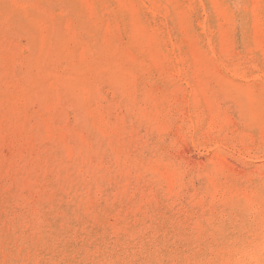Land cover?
<instances>
[{
	"label": "bare ground",
	"instance_id": "obj_1",
	"mask_svg": "<svg viewBox=\"0 0 264 264\" xmlns=\"http://www.w3.org/2000/svg\"><path fill=\"white\" fill-rule=\"evenodd\" d=\"M21 38H24L25 43H21ZM229 100L234 102L238 115L227 105ZM173 102L180 105L182 113L187 114L185 120L187 116L193 127L206 121L202 107L206 104L211 130L217 128V135L225 132L226 138L227 131H230L241 142V146H244L243 149L246 148L245 154L264 157V0H0V173L14 170L12 173L15 174L19 170L15 168L16 154L24 149L31 155L36 167L35 163L38 165L46 161H56L58 164L67 161L68 165V161L78 160L76 158L82 160L79 162L81 164L94 155L97 160L105 145L106 148H111L116 159V167L121 171L118 175L123 176L127 172L126 166L131 163L127 160L128 153L113 146L111 135L118 134L115 122L118 121L131 134L132 131L138 133L136 126L139 129L144 125L157 127L161 125L163 120H160L164 119L168 110H172ZM165 121L167 119L163 122ZM180 122L182 124L183 121ZM179 124L176 129H180ZM163 127L161 125L160 128ZM94 133L100 141L93 139ZM181 137L184 138L185 135L182 136L181 133ZM115 142L118 145V140ZM205 143L207 139L203 145ZM216 143L217 139L212 141L215 148ZM150 150L153 151L152 148ZM55 151L57 155L53 156ZM211 154L209 155L212 156ZM135 158L138 160L132 159V162L141 165L140 180L145 181V175L151 173V178L148 179L156 189H165L166 185L168 188L165 190L171 192L176 181L184 179L183 172L171 170L172 168L169 170L166 165L161 168L150 167L146 165L149 159L145 163L141 158ZM17 162L19 164L20 161ZM120 163L127 164L125 170L121 169ZM175 165L172 164L174 167ZM212 166L215 167V164ZM259 166L264 170L263 162ZM255 167L257 170V165ZM128 168L130 169L129 166ZM207 170L201 171L205 174ZM200 174L201 172L199 176L202 175ZM39 176L34 179H40ZM218 176L216 175L217 178ZM215 179L213 182L207 179L208 183L210 181L208 188H213V193L210 189L208 191L211 198L209 204L206 205L208 197L207 201L206 197H200L199 201L197 197V202L193 201L196 205H201H198L202 208L200 214L207 227L211 226L215 218H220L221 222L232 219L236 222L235 230L228 227L229 230L223 231L221 227L215 234L212 230L203 231L206 226H200L199 221L196 223L193 219L194 211L196 213L197 210L185 209L186 215L174 210L169 206L171 201H166V194L163 196L165 200L160 198L157 201L154 197L156 202L152 203L154 205L150 209L146 205L144 208L141 199L138 204L131 203L128 207H121L119 204L120 208L117 210L111 208L113 213L103 212L99 202H94L86 210L94 227L90 228L89 224L84 223L79 233L75 232L77 239L74 237L72 241L69 237L70 227L65 222L67 212L59 214L52 207L53 212L49 215L42 211L41 204L38 209H33L35 207L32 206L27 212L28 220L32 222L27 227L30 234L26 227L21 228L27 221L25 212L18 214L16 220L8 218V223L4 224V220L1 222L0 264H264L263 183L262 188L259 187V182V185L256 183L261 193H256V188L254 193L247 191L249 186L246 184L247 188L242 186V189H233L231 186L236 182L235 178L230 186L223 178V182H219L220 177L219 180ZM30 180L28 181L31 182ZM183 184L186 186V182ZM237 184L234 185L235 188ZM257 186H253V189ZM71 190L72 188L69 191ZM30 191L32 190L27 192ZM175 192L177 195L176 189ZM204 193L201 195L208 196ZM89 195L84 198L85 202L90 201L87 199ZM133 196L134 193L129 198L126 197L127 201ZM147 198L149 197L145 200ZM94 199H91L92 202ZM186 201L188 202V197ZM191 203L193 202L189 204ZM215 204L221 205V208L217 209ZM1 205L2 202L0 207ZM250 211L255 214L257 222H253L256 223L252 224L250 221ZM237 212L239 216L235 218ZM59 216L64 220L62 225L58 222ZM74 221L76 222L75 219ZM215 226L218 227L217 224Z\"/></svg>",
	"mask_w": 264,
	"mask_h": 264
},
{
	"label": "rangeland",
	"instance_id": "obj_2",
	"mask_svg": "<svg viewBox=\"0 0 264 264\" xmlns=\"http://www.w3.org/2000/svg\"><path fill=\"white\" fill-rule=\"evenodd\" d=\"M21 40V43H25V40H24V38H21L20 39ZM109 95H110V93H108ZM178 104H176L175 102H173V104H172V110H168V112H167V114H166V116L164 117V119H161L160 121H164V120H166L167 119V122L165 121V122H161L160 124L162 125V126H164L163 128H160L161 127V125H158L157 127L154 125L153 127L150 125H147L146 127H145V125H144V127H140L141 129H139V128H137L138 126H136V129H138L139 131H138V133H134V131H132V134H131V131H129L128 129H125V128H122L121 127V124L119 123L118 124V121L117 122H115V126L117 125V127H118V134L116 133H113L112 135H111V138H112V141H113V146L114 145H116L117 147L116 148H120V149H122L121 151L122 152H125V153H128L129 154V156H128V158L129 159H127V160H129L130 161V163H131V165H128L129 167H130V169L128 168V166H126L125 167V164H121V163H124V162H121L120 164H119V166H121L122 168L121 169H123V170H125V168H126V174H123V176L120 174V175H118L121 171H119V169H118V167H116L117 166V164H116V159L113 157V153H112V150H111V148L109 147H107L106 148V146L104 145V147H103V149L101 150V151H103V152H101L100 154H101V156L96 160V158H95V155L92 157V158H90L89 160L87 159V161H85V162H83V163H79L80 161H82V160H80L79 158H76V159H78V160H75V161H73V162H70V161H68V165H67V161H64V163H60V164H58V163H55L56 161H49V162H45V163H41V164H36L35 163V166L36 167H34V162L32 161V157H31V155L30 154H27L28 153V151H26V149H24L23 150V152H21V153H17L16 154V156H17V158H16V167L15 168H19V170H16V173L15 174H17V175H15L14 173H12L14 170H11L9 173H6L5 171L3 172L2 171V173H0V203L2 202V205H1V207H0V224H2L1 222L3 221V223L5 224V223H8L9 221V219H13V220H16V217H17V215L18 214H21V213H23V212H25L24 214L26 215V220L28 221H26V223H23V225H21V228L23 227H29L30 226V224L32 223L30 220H28L29 219V216H27L28 215V211L29 210H31V208L30 207H35V208H33V209H38L39 207H40V205L42 204V211L44 210V212L46 211V213H49V215H51L52 214V207L54 208V210L55 211H57L59 214H61L62 213V211H66L67 212V221H65L68 225H69V227H70V233H69V237L72 239V241H74V237H75V239H77V235H75V232L76 233H79V231H80V229L83 227V224L84 223H87V224H89L88 225V227H90V228H92V227H94V223H93V221H90V218L88 217V215H87V211L90 209V207H91V205L95 202V203H97V202H99V207L100 208H102V209H104V211L102 210V209H100V211L102 210L103 212H111V213H113L114 211H115V209L117 210V208L119 207L120 208V205H121V207L122 206H126V207H128L131 203H135V204H138L139 203V199H141V203H142V205L144 206V208L147 206L148 207V209H150V208H152L153 207V205L155 204L154 202H156V201H154V197H156V200L158 201L160 198L161 199H164V197H165V195H166V198H167V200L166 201H171L172 202V204H171V202L169 203V206H171L174 210H177V211H182L185 215H186V213L187 212H185V209H186V211L189 209H193V210H197V212L199 213V215H198V213L196 212L195 213V211H194V215H193V219H195L196 220V223L198 222V224L200 223V226L202 225V227H205L206 226V223L204 222V220H203V216L200 214V212H201V210H202V208L201 207H199V206H201V205H199V204H197L196 205V203H194V201L193 200H196L195 202H197V197L199 198L198 199V201L200 200V197H206V201H207V199H208V201L205 203L206 205H208L209 204V202H210V197H209V194H210V192H212L213 191V188H208V186H210V181H209V183H208V180L207 179H210V180H212L213 179V177H215L217 180H219V177H220V180H219V182H223V179H224V182L227 184V185H231V184H233L232 182L236 179V182L234 181V184L231 186L233 189H242L243 187L245 188V186L246 185H248L249 187L247 188V186H246V188H247V191H249V192H256V190H257V192L256 193H261L260 191H258V186L257 185H259V183H260V185H259V187L260 188H262V186L264 185V178H262V177H264V170L259 166V165H261L262 164V162L264 163V157H255V156H251V155H247V154H245V151H246V148H244L243 149V147L244 146H241L242 144H241V142L238 140V139H236V136L234 137V135L232 136V134H230L231 132L230 131H227V138L225 137V135H224V133H221L220 135H217L218 133H217V128H214V129H210V126L208 125V108H207V106H206V104H203V108H204V110H205V118H206V121H204V123H201V125L200 126H196V127H193V126H191V124H190V121L188 122V119H187V116H186V120H185V114L186 113H182V111L180 110V105H178ZM185 104H182V106H184ZM227 105L228 106H230L235 112V114H239L238 113V111H236V108L234 107V102L233 101H231V100H229L228 102H227ZM186 107V106H185ZM184 107V108H185ZM174 111V112H173ZM178 111H180V112H178ZM172 112V113H171ZM185 112H186V110H185ZM171 113V114H170ZM176 113H177V115H176ZM183 114V115H182ZM112 115H115V114H112ZM167 115H170V116H167ZM187 115V114H186ZM179 116H181V117H179ZM167 117V118H166ZM174 117V118H173ZM179 117V118H178ZM171 118V119H170ZM177 118V119H176ZM170 120V121H169ZM173 120V121H172ZM177 120H179V121H177ZM185 120V121H184ZM180 121H183V122H185V123H183L182 122V124H181V122ZM187 121V122H186ZM127 122V121H126ZM163 123V124H162ZM164 123H167V124H165L164 125ZM170 123V124H169ZM176 123H177V125H176ZM181 125H180V124ZM178 124H179V128L180 129H176V127L178 128ZM172 125H173V128H171L172 127ZM183 125H184V127H183ZM166 126L168 127V129H166ZM151 127V128H150ZM157 129H156V128ZM175 127V128H174ZM188 127V128H187ZM201 127V128H200ZM208 127V128H207ZM147 128V129H146ZM169 128H171V129H169ZM206 128V129H205ZM125 129V130H124ZM152 129V130H151ZM162 129V130H161ZM166 129V130H165ZM195 129V130H194ZM197 129V130H196ZM201 129H205L206 130V132H205V130H202L201 131ZM216 129V130H215ZM151 130V131H150ZM158 132H157V131ZM176 130H179V131H176ZM181 130V131H180ZM187 130V131H186ZM214 130H215V132H214ZM121 131V132H120ZM130 132V134H129V132ZM147 133H146V132ZM156 131V132H155ZM159 131H160V133H159ZM163 133H162V132ZM175 131H176V134H175ZM193 131V132H192ZM201 131V132H200ZM209 131V132H208ZM120 132V133H119ZM165 132H167V133H165ZM174 132V133H173ZM182 133V136L183 135H185V137H187V138H183V137H181V133ZM185 132V133H184ZM194 132H195V135H194ZM198 132H199V135H198ZM206 134H205V133ZM207 132H208V134H207ZM210 132H212L211 134H212V136H211V134H210ZM141 133V134H140ZM153 133V134H152ZM217 133V134H216ZM123 134V135H122ZM149 134V135H148ZM161 134H163L162 135V137H161ZM177 134H180V135H177ZM113 135H114V137L115 138H113ZM120 135V136H119ZM131 136V138H130V136ZM134 135V136H133ZM139 137H138V136ZM145 135H146V137H145ZM154 135V136H153ZM157 135H160V137L159 136H157ZM175 135V136H174ZM187 135V136H186ZM188 135L190 136V137H188ZM197 135H198V138H197ZM210 136V137H208V136ZM229 135H230V137H229ZM129 136V137H128ZM136 136V137H135ZM149 136V137H148ZM178 136H180V137H178ZM192 136V137H191ZM194 136V137H193ZM204 136V137H203ZM205 136H206V138H205ZM220 136H222V138L220 137ZM232 136V137H231ZM118 137V138H117ZM127 137V138H126ZM135 137V139H133ZM143 137V138H142ZM159 137V138H158ZM164 137H166V138H164ZM175 139H173V138ZM180 138V139H177V138ZM195 137H196V139H195ZM219 137V138H218ZM224 137V138H223ZM122 138V139H121ZM126 138V139H125ZM129 138V139H128ZM137 138V139H136ZM148 140H147V139ZM181 138H182V140H181ZM191 138H192V140H191ZM209 138H210V140H209ZM221 138V139H220ZM93 139L94 140H98L99 139V141H100V138H97V134L96 133H94V136H93ZM114 139H116L115 141H117L118 140V145H117V142H115L114 141ZM140 139V140H139ZM142 139H144V140H146L145 142H144V140L143 141H141ZM158 139V140H157ZM172 139V140H171ZM188 139V140H187ZM193 139H194V141H193ZM206 139H207V143H205L206 144V146L207 147H205V144L203 145V143L204 142H206ZM218 140V143H216V148H217V150H216V148H215V146H213L214 144H212V141H214V140ZM119 140L122 142H119ZM123 140V141H122ZM125 140H126V142H125ZM130 140V142L128 143V141ZM136 140V141H135ZM139 142H138V141ZM165 140V141H164ZM168 140H169V142H168ZM185 140H187V141H185ZM196 140L197 141H201L200 143H201V145L199 144V142L197 143L196 142ZM204 140V141H203ZM135 141V142H134ZM158 143H157V142ZM180 141V142H179ZM185 141V142H184ZM210 141V142H209ZM124 142V143H123ZM133 142V144H131ZM138 142V143H137ZM156 142V143H155ZM177 142V143H176ZM194 142V143H193ZM128 143V144H127ZM145 143H148V144H145ZM166 143H167V145H166ZM170 143V144H169ZM197 143V144H196ZM221 143H223V144H221ZM136 144V145H135ZM138 144V145H137ZM141 144H142V147H141ZM144 144V145H143ZM199 144V145H198ZM211 144H212V146H211ZM234 144H235V146H234ZM140 145V146H139ZM146 145V146H145ZM147 145H148V148H147ZM151 145L153 146V147H155L156 146V148H153V147H151ZM170 145V146H169ZM218 145V146H217ZM220 145V146H219ZM228 145V146H227ZM121 146H123V147H121ZM137 146H139V148L137 147ZM158 146H159V148H158ZM163 146V147H162ZM168 146V147H167ZM125 147H126V149H125ZM135 147V148H134ZM144 147V148H143ZM152 148L153 149V151H151L150 150V148ZM205 147V148H204ZM235 147V148H234ZM239 147V148H238ZM166 149V150H164V149ZM216 150L215 152H211V150ZM214 148V149H213ZM223 149V150H221V149ZM16 149L18 150L19 148H18V144H16ZM106 149V150H105ZM130 149V150H129ZM162 149V150H161ZM242 149V150H241ZM124 150V151H123ZM126 150V151H125ZM129 150V151H128ZM137 150H138V153H139V155H138V153H137ZM143 151V153L141 152V151ZM219 150V151H218ZM220 150H221V152H220ZM229 150V151H228ZM234 150V151H233ZM160 151V152H159ZM166 151V152H165ZM132 152V153H131ZM153 152V153H152ZM247 152V151H246ZM137 153V154H136ZM150 153V154H149ZM157 153H158V155H157ZM160 153V154H159ZM211 153H213V154H211ZM215 153V154H214ZM217 153V154H216ZM229 153V154H228ZM19 154H21L20 156V158H19ZM27 154V155H26ZM54 155L53 156H56L57 155V152L55 151L54 153H53ZM123 154V153H122ZM162 154V155H161ZM164 154V155H163ZM209 154H211L212 156H210ZM223 154V155H222ZM236 154H237V156L239 157V158H237V156H236ZM24 155V156H23ZM27 157H26V156ZM132 155H135V156H133L132 157ZM155 157H154V156ZM156 155H157V157H156ZM160 155V156H159ZM209 155V156H208ZM243 155V156H242ZM23 156V157H22ZM146 158H145V157ZM163 156V157H162ZM167 156L169 157V158H167ZM217 156V157H216ZM221 156H223V157H221ZM235 156V157H234ZM247 156V157H246ZM31 157V158H30ZM108 157V158H107ZM135 157H138V158H141L142 160H144L145 161V163L147 162V159H149L148 160V162L146 163V165L147 166H149L150 165V167H159V168H161V167H163L164 165H166L167 166V168L169 169H171V170H175V171H180V172H183V173H185V175H184V179H182V180H180L181 181V183L183 182V183H185L186 182V186L183 184H180V181L178 180V182L176 181V185L174 186V190L173 191H171V192H175V189H176V191H177V195H175L176 194V192L175 193H172L171 194V192L169 193L168 192V189L167 190H165L166 189V187L168 188V186H166L165 185V189H156V188H154V186H153V184L150 182V178H151V173H147L146 175H145V181H146V179H148L146 182L144 181V180H140V172H142L141 171V165H140V163H136V162H132V159H136V160H138L137 158H135ZM159 157V158H158ZM161 157V158H160ZM209 157H210V159H209ZM218 157H219V159H218ZM240 157H242L241 158V160H239L238 161V159H240ZM252 157V158H251ZM113 158V159H112ZM165 158V159H164ZM217 158V159H216ZM21 159V160H20ZM29 159V160H28ZM93 159V160H92ZM101 159V160H100ZM114 159H115V161H114ZM152 159V160H151ZM173 159V160H172ZM237 159V160H236ZM244 159V160H243ZM246 159V160H245ZM248 159V160H247ZM20 161L19 162V164H18V162L17 161ZM27 160H28V163L27 164H25V162H27ZM91 160H92V162H91ZM99 160L101 161L100 163H98L99 162ZM154 160H155V162H154ZM159 160H161V161H159ZM164 160H166V161H164ZM171 160L173 161V162H171ZM206 160V161H205ZM214 160V161H213ZM215 160H217V161H215ZM95 161H96V163H95ZM109 161V162H108ZM164 161V162H163ZM208 161V162H207ZM210 161V162H209ZM214 162V164H215V167L214 166H212V165H214V164H211L212 162ZM241 161V162H240ZM246 161V163H249V164H246V163H244ZM250 161V162H249ZM108 162V163H107ZM163 162V163H162ZM168 162V163H167ZM170 162V163H169ZM205 162H207V165H206V163ZM217 164H216V163ZM225 164H224V163ZM21 163H23V164H21ZM95 163V164H94ZM113 163H114V165H113ZM174 165V164H176L175 165V167L174 166H172V164ZM209 163V164H208ZM20 164H21V166H20ZM51 164V165H50ZM64 164V165H63ZM94 164V165H93ZM157 164V165H156ZM163 164V165H162ZM204 164H205V166H204ZM40 165H41V168H40ZM67 165V166H66ZM87 165V166H86ZM106 165V166H105ZM113 165V166H112ZM127 165V164H126ZM218 167H217V166ZM257 165V170H258V168H260L258 171L255 169L256 166ZM38 166V167H37ZM60 166V167H59ZM172 166V167H171ZM205 167V170H204V168L203 167ZM212 166V167H211ZM23 167H25V168H23ZM27 167H29V168H27ZM46 167V168H45ZM79 167V168H78ZM109 169H108V168ZM112 167V168H111ZM133 167V168H132ZM173 167H174V169H173ZM177 167L179 168H181L183 171H181V169L179 168L178 170H177ZM200 167H202L201 169H200ZM207 167H209V168H207ZM212 169H211V168ZM219 168V169H217V168ZM43 168V169H42ZM55 168V169H54ZM78 168V169H77ZM85 168V169H84ZM95 168H96V170H95ZM116 168V169H115ZM197 168V169H196ZM217 170H216V169ZM225 168V169H224ZM24 169V170H23ZM29 169H30V171L32 170V169H34L33 171H29ZM35 169H36V171H35ZM39 169V170H38ZM46 169V170H45ZM63 169V170H62ZM82 169V170H81ZM102 169V170H101ZM169 169V170H170ZM186 171H185V170ZM198 169H199V171H198ZM203 169V171H205L206 172V170H207V173H205L204 174V172L203 171H201ZM214 169V170H213ZM223 169V170H222ZM230 169V170H229ZM130 170V171H129ZM218 170H220V171H218ZM252 170H254V171H252ZM260 170H262V171H260ZM29 171V172H28ZM44 171V172H43ZM59 173H57V172ZM81 173H80V172ZM118 171V172H117ZM129 171V172H128ZM211 171V172H210ZM215 171H217V173L215 172ZM221 171H222V173H221ZM223 171H224V173L225 172H227L226 174H224L223 173ZM234 171V172H233ZM245 171V172H244ZM249 171V173H247ZM252 171V172H251ZM256 171L258 172V174L256 173ZM24 172V173H23ZM40 172H43L42 174L40 173ZM53 172V173H52ZM99 172V173H98ZM103 172V173H102ZM109 172V173H108ZM134 172V173H133ZM136 172V173H135ZM201 172V176H199V173ZM210 172V173H209ZM221 173V175H219L220 173ZM230 172H231V174H230ZM241 172V173H240ZM261 172H263V173H261ZM27 173H29V174H27ZM35 173V174H34ZM40 174V176L38 175V174ZM47 173V174H46ZM55 173V174H54ZM212 173V174H211ZM215 173V174H214ZM230 175H229V174ZM245 173V174H244ZM247 173V174H246ZM255 173V174H254ZM13 174V175H12ZM23 174V175H22ZM46 174V175H45ZM52 174V175H51ZM54 174V175H53ZM114 174V175H113ZM132 174V175H131ZM150 174V175H149ZM189 174H190V177L188 178V176H189ZM195 174V175H194ZM198 174V175H197ZM206 174H208V175H206ZM211 174V175H210ZM233 174V175H232ZM251 174V175H250ZM3 175V176H2ZM8 175H9V177H8ZM12 175V176H11ZM21 175V176H20ZM46 177H45V176ZM51 175V176H50ZM135 175H137V177L135 176ZM216 175L218 176V178L216 177ZM225 175H226V177H225ZM238 176L237 178H236V176ZM246 175V176H245ZM253 175V176H252ZM255 175V176H254ZM258 175V176H257ZM259 175H261L260 176V178H262V179H260L259 178ZM7 176V177H6ZM14 176V177H13ZM24 176V177H23ZM39 176V178L40 179H38V180H36V179H34V178H36V177H38ZM44 176V177H43ZM49 176V177H48ZM86 176V177H85ZM193 176H195V177H192ZM198 176V177H197ZM203 176V178H201ZM205 176H207L206 178H205ZM209 176H212V178H210ZM228 176H229V178H228ZM231 176H233V178H231ZM241 176V177H240ZM245 176V177H244ZM4 177H6L5 178V181L3 180L4 179ZM27 177H29V178H31L32 180H30L29 178H27ZM33 177V178H32ZM70 177V178H69ZM107 177H109V178H107ZM147 177V178H146ZM247 177V179L245 180V178ZM251 177H253V179L251 178ZM25 178V179H24ZM48 178L50 179L49 181H48ZM186 178V179H185ZM188 178V179H187ZM193 180H192V179ZM214 178V179H215ZM221 178H223L222 180H221ZM228 179V180H225V179ZM235 178V179H234ZM251 178V179H250ZM259 178V179H258ZM25 181H24V180ZM53 179H55V180H53ZM125 179H126V181H125ZM135 179V180H134ZM214 179L212 180V182L214 181ZM215 179V180H216ZM233 179V180H232ZM258 179V180H257ZM1 180H2V182H1ZM12 180V181H11ZM14 180H16V181H19V184H18V182L16 183V181H14ZM22 180V181H21ZM28 180H30L31 182H27ZM36 180V185H35V183H33L32 184V182H34V181ZM57 180V181H56ZM92 180V181H91ZM107 180V181H106ZM194 181V182H192V181ZM206 180H207V182H206ZM250 180H252V181H250ZM260 180H263V181H260ZM4 181V182H3ZM7 181V182H6ZM14 181V182H13ZM21 181V182H20ZM44 181V182H43ZM95 181V182H94ZM142 181V182H141ZM204 181V182H203ZM229 181V182H228ZM231 181V182H230ZM242 181V182H241ZM249 181H250V183H249ZM253 181H254V183H253ZM24 182V183H23ZM26 182H27V184H26ZM37 182H38V184H37ZM41 182H43L42 184H41ZM49 182V183H48ZM135 182V183H134ZM138 182V183H137ZM259 182V183H258ZM6 183H7V185H6ZM10 183V184H9ZM15 184V185H13V184ZM94 183H95V186H94ZM146 183V184H145ZM191 183V184H190ZM203 183V184H202ZM207 183H208V185H207ZM229 183V184H228ZM231 183V184H230ZM238 183V184H237ZM248 183V184H247ZM252 183H253V186H257V187H254V189H253V186H252ZM256 183H257V185H256ZM262 183H263V185H262ZM4 184V185H3ZM18 184V185H17ZM24 184V185H23ZM26 184V185H25ZM49 184V185H48ZM125 184V185H124ZM127 184V185H126ZM188 184H190L189 185V188H188ZM194 184V185H193ZM206 184V185H205ZM235 184H237L236 185V188H235ZM244 184H246V185H244ZM255 184V185H254ZM6 185V186H5ZM9 185V186H8ZM16 185H17V187H16ZM22 185V186H21ZM40 187H39V186ZM47 185V186H46ZM97 185H99V186H97ZM102 185V188L100 187ZM151 185V186H150ZM196 185V186H195ZM204 187V189H203V187ZM5 186V187H4ZM20 186V187H19ZM24 186V187H23ZM25 186H28V187H25ZM32 186H35V187H32ZM44 186V187H43ZM45 186H46V188H45ZM61 186V187H60ZM136 186H137V188H136ZM148 186V187H147ZM176 186H177V188H176ZM184 187V188H181V187ZM191 186V187H190ZM234 186V187H233ZM243 186V187H242ZM250 186H252V187H250ZM7 187V188H6ZM15 187V188H14ZM30 187V188H29ZM39 187V188H38ZM50 187V188H49ZM88 187V188H87ZM96 187H98V188H96ZM133 187H135L134 189H133ZM144 187V188H143ZM147 187V188H146ZM180 187V188H179ZM195 189V190H193V188ZM237 187H239V188H237ZM10 188V189H9ZM14 188V189H13ZM21 188V189H20ZM27 188H28V190L29 189H31L32 191H30V192H35V194L37 193V196L34 194V193H30V192H27L28 190H27ZM43 189V190H41V189ZM70 188H72V190L71 191H69L70 190ZM75 188H77L76 190H74ZM154 188V189H153ZM169 188H170V186H169ZM178 188H179V190H178ZM251 188V189H250ZM255 188H256V190H255ZM3 189V190H2ZM27 191H26V190ZM47 189V190H46ZM118 189V190H117ZM123 189H125L124 191H123ZM146 189V190H145ZM183 189V190H182ZM202 189V190H201ZM208 189V190H207ZM209 189H210V192H208L209 191ZM254 191H253V190ZM13 190V191H12ZM22 190H24L23 192H22ZM34 190H36V191H34ZM39 190H41V192L39 191ZM101 190H103V191H101ZM122 191V193H121V191ZM129 190H131V191H133V193H134V196L133 197H131V199H130V201H127V198L126 197H130L133 193L131 192V191H129ZM143 190V191H142ZM154 190V191H153ZM182 192H181V191ZM191 190V191H190ZM198 190V191H197ZM199 190H200V192H199ZM251 190V191H250ZM19 191V192H18ZM38 191H39V193H38ZM88 191H90V192H88ZM148 191V192H147ZM152 191V192H151ZM162 191V192H161ZM167 191V192H166ZM192 191H193V193H192ZM196 191V192H195ZM245 191V190H244ZM14 193V194H12V193ZM20 192H21V194H20ZM44 192V193H43ZM46 192H50V193H46ZM57 192V193H56ZM97 194H96V193ZM106 192H107V194L109 195V197H108V195L106 194ZM127 192V193H126ZM140 192L141 193H143V194H140ZM165 192V193H164ZM187 193V194H184V193ZM198 192V193H197ZM205 192V193H204ZM206 192H208V193H206ZM248 192V193H249ZM4 193V194H3ZM6 193H8L7 195H6ZM11 193V194H10ZM19 193V194H18ZM23 193V194H22ZM24 193H26V194H24ZM46 193V194H45ZM53 193V194H52ZM56 193V194H55ZM91 193L94 195H92L91 196ZM100 193V194H99ZM121 193V194H120ZM130 195H129V194ZM132 193V194H131ZM147 193V194H146ZM152 193V194H151ZM179 193H181V194H179ZM195 193H197V194H195ZM202 193H204V195H208V196H202L201 194ZM213 193V192H212ZM211 193V194H212ZM15 194H17V196L15 195ZM42 194H45V195H42ZM51 194V195H50ZM55 194V195H54ZM90 194V195H89ZM96 194V195H95ZM99 194V195H98ZM105 194V195H104ZM116 195V196H114V195ZM124 194V195H123ZM145 194H146V196H145ZM10 195V196H9ZM19 195H22V197H20ZM24 195V196H23ZM32 197H31V196ZM39 195V196H38ZM40 195H41V197H40ZM65 196V198H64V196ZM86 195V196H85ZM87 195H89L88 197L89 198H87L88 200H90V201H88V202H85V200H84V198L85 197H87ZM101 195V196H100ZM103 195V196H102ZM129 195V196H128ZM139 195H142V196H139ZM149 195V196H148ZM152 195H154V196H152ZM175 195V196H174ZM181 195H182V197H181ZM183 195H185V196H183ZM194 195V196H193ZM196 195V196H195ZM198 195V196H197ZM201 195V196H200ZM46 196H48V197H50V198H48V197H46ZM61 196H63V198L61 197ZM67 196V197H66ZM96 196V198L94 199V197ZM106 196V197H105ZM111 196H113V197H111ZM123 196V197H122ZM164 196V197H163ZM174 196V197H173ZM194 197L193 199L191 198V197ZM217 196H219V194H217ZM2 197H3V199H4V201H3V199H2ZM13 197V198H12ZM20 197V198H19ZM26 197V198H25ZM40 197V198H39ZM75 197V198H74ZM97 197L99 198V199H97ZM136 197L138 198V199H136ZM146 197H149V198H147V200H145L146 199ZM153 197V198H152ZM172 197V198H171ZM178 199H177V198ZM186 199H185V198ZM187 197H188V202L186 201L185 202V200H187ZM208 197V198H207ZM9 198V199H8ZM13 200H12V199ZM31 198V199H30ZM34 198H35V200H34ZM68 198V199H67ZM77 198V199H76ZM105 198V199H104ZM111 198H112V200H111ZM119 198V199H118ZM132 198H133V200H132ZM142 198H143V200H142ZM174 198H175V200H174ZM181 198H182V200H181ZM16 199V200H15ZM24 200V202H23V200ZM55 199V200H54ZM94 199L95 201H93L92 202V200ZM108 199V200H107ZM153 199V200H152ZM170 199V200H169ZM172 199H173V201L175 202V203H173V201H172ZM189 199H190V202H193V203H191L192 204V206H191V204H189L190 202H189ZM22 200V201H21ZM27 200H28V202H27ZM39 200L41 201H43V203H42V201L41 202H39ZM75 200H76V202H75ZM105 200V201H104ZM107 200V201H106ZM136 200V201H135ZM145 200V201H144ZM152 200V201H151ZM165 200V199H164ZM13 203H12V202ZM58 201V202H57ZM74 201V202H73ZM102 201L106 204H104V203H102ZM115 201V203H113ZM118 201V202H117ZM183 203H182V202ZM16 202V203H15ZM22 202V203H21ZM30 202V203H29ZM31 202H32V204H31ZM73 202V203H72ZM91 202V203H90ZM117 202V203H116ZM149 202V203H148ZM12 205H11V204ZM23 203H24V205H23ZM28 204V206H27V204ZM37 203V204H36ZM62 203H63V205L64 206H62ZM110 203V204H109ZM123 203V204H122ZM152 203H154V204H152ZM179 203V204H178ZM185 203V204H184ZM17 204V205H16ZM26 204V205H25ZM47 204V205H46ZM52 205V206H49V205ZM74 204V205H73ZM113 204V205H112ZM120 204V205H119ZM126 204H128V205H126ZM181 204V205H180ZM195 204V205H194ZM15 205V206H14ZM31 205V206H30ZM38 205V206H37ZM86 205H87V208H86ZM103 205V206H102ZM112 205V206H111ZM119 205V206H118ZM146 205V206H145ZM173 205V206H172ZM188 206L187 208H185L186 206ZM190 205V206H189ZM199 205V206H198ZM19 206H21V207H19ZM27 206V207H26ZM62 206V207H61ZM108 206H110L109 208H108ZM178 206H179V208H178ZM221 206V205H220ZM219 205H216L215 204V207H217V209H220L221 207H220ZM3 207H4V209H3ZM37 207V208H36ZM46 207V208H45ZM107 207V208H106ZM150 207V208H149ZM178 209H177V208ZM193 207V208H192ZM195 207V208H194ZM197 207V208H196ZM17 210H16V209ZM19 208V209H18ZM24 210H23V209ZM64 208V209H63ZM68 208V209H67ZM114 210H112V209ZM182 208H183V210H182ZM3 209V210H2ZM58 209V210H57ZM59 209H62V210H59ZM67 209V210H66ZM83 209H85V210H83ZM106 209V210H105ZM111 209V210H110ZM200 209V210H199ZM216 209V210H217ZM83 210V211H82ZM87 210V211H86ZM199 210V211H198ZM3 211H5L4 213H3ZM218 211V210H217ZM14 212V213H13ZM13 213V214H12ZM15 213H16V215H15ZM79 213V214H78ZM9 214V215H8ZM10 214H12V215H10ZM6 215V216H5ZM14 215V216H13ZM196 215V216H195ZM233 216L235 215V213L234 214H232ZM198 216H199V219H198ZM202 216V217H201ZM236 216H239V212H237V215H235L234 217L236 218ZM3 217H4V219H3ZM188 217H190V216H188ZM2 218V219H1ZM9 218V219H8ZM200 218H202V219H200ZM250 218L252 219V220H250L249 218V220L252 222V224L253 223H256L257 221H256V217H255V214H252V211H250ZM255 218V219H254ZM21 219H23V218H21ZM25 219V218H24ZM74 219L76 220V222L74 221ZM83 219V220H82ZM198 219V220H197ZM69 220H71V221H69ZM86 220H88L87 222H86ZM194 220V221H195ZM231 220V221H230ZM229 220V222H228V224H227V222H221L222 220L219 218V219H216L215 218V220L212 222V224H211V226L210 227H205L206 229H203V231H206V230H209V232H210V230H212V232L215 234V233H217V229L218 230H221V227L223 228V231L226 229V230H229L230 228L231 229H236V222L235 221H233L232 219H230ZM235 220H237V219H235ZM8 221V222H7ZM80 221H81V223H80ZM202 221V222H201ZM217 221H218V223H217ZM253 221H256V222H253ZM58 222H59V224H63L64 223V220L62 219V217L61 216H59V218H58ZM70 222H72V225L70 224ZM92 222V223H91ZM215 222V223H214ZM223 224V225H220L221 223ZM214 223V224H213ZM225 223L227 224V225H225ZM232 223V224H231ZM92 224V225H91ZM217 224V226L218 227H216L215 225ZM26 225V226H25ZM81 225V226H80ZM91 225V226H90ZM231 225V226H230ZM233 225V226H232ZM224 226L226 227V228H224ZM234 226H236V227H234ZM81 227V228H80ZM213 227V228H212ZM228 227H229V229H228ZM233 227V228H232ZM11 228V227H10ZM215 228V229H214ZM28 229V228H27ZM230 229V230H231ZM29 230V229H28ZM200 230H202V229H200ZM20 231V230H19ZM73 231V232H72ZM18 232V231H17ZM29 232V234H30V230L28 231ZM75 235V236H74ZM73 237V238H72Z\"/></svg>",
	"mask_w": 264,
	"mask_h": 264
}]
</instances>
